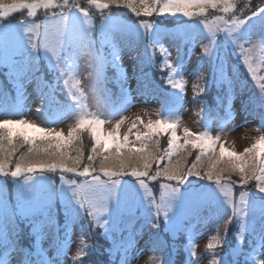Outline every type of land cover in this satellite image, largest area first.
<instances>
[{
    "label": "snow or ice",
    "instance_id": "6c2138e0",
    "mask_svg": "<svg viewBox=\"0 0 264 264\" xmlns=\"http://www.w3.org/2000/svg\"><path fill=\"white\" fill-rule=\"evenodd\" d=\"M87 4L101 11L111 6L123 7L136 17L146 18L153 14L175 17L178 11L183 17L191 18L194 10H197L196 15L204 16L209 8L222 12L224 15L217 16L211 25L203 22L210 35L197 60L195 74L200 82L194 87L193 100L204 104L197 97L215 86L223 93L218 96V106L224 113L220 119L227 125L235 119L232 101L237 91L243 92L248 87L250 79L259 92L242 105V111L259 117L257 131L262 134L243 152L228 147L227 141L220 135L213 136L207 126L201 132L184 128L183 136L177 135L180 109L185 106L182 70L185 59H191L194 49L182 53L177 47V62L173 64L171 52L160 43L159 28L165 21L141 20L129 25L112 14L103 17L102 45L108 44L113 49L112 60H109L102 48L95 49L94 26L84 27L90 14L81 7L80 0H0V19L24 10L27 17L34 18L40 9L47 10L41 22L21 19L15 26L0 23V66L8 69L6 75L35 77L40 94L44 96L42 88H51V85H46L42 75L37 74L42 72L41 59H45L47 69L59 74L57 80L69 77L64 84L71 85V100L80 113L66 135L55 127L40 126L24 118L0 119V178L11 177L19 185L12 199H0V249H3L0 264H11L14 255L16 264H68L75 224H80V242L70 257L71 264H94L91 260L86 262L85 257H91L100 245L89 243V240L101 238L111 242L106 249L109 264H133L145 255H149L147 264H176L173 255L176 249L173 247L166 254L168 246L161 233L187 236L188 242L183 245L187 258L181 264H199L205 258L209 264H264V75L258 74L251 58L257 47L264 51V0L255 7L251 6L252 0H246V15L237 14V0H164L162 7L160 0H87ZM140 29L145 30L153 49L159 45L164 57L162 67L168 69L162 78L173 89L170 93L173 107L166 117L155 121L145 123L138 117L128 134L121 136L119 129L126 118L118 120L112 130L105 131L103 126L110 121L87 112L82 101L81 81L76 75L77 61L84 50L89 49L90 68L95 70L98 62L102 70L111 63L119 74L122 58L117 50L118 41L143 35ZM171 35L184 40L186 34ZM242 66L248 79L241 75ZM121 91L127 99L128 90L122 87ZM22 101L23 86L19 85L17 99L5 114L18 115L23 109ZM249 103L253 105L251 110ZM247 122L245 119L244 123ZM138 124L143 125V131L137 130L134 140H130ZM84 133L90 135L92 141L86 158L76 146ZM161 136H167L166 148L161 147ZM21 148L26 150L21 152ZM194 151L197 154L189 165L188 158ZM57 171L60 186L42 189L47 180L45 173ZM37 173L39 175H35ZM66 174L79 179L66 180ZM233 174L239 176V184L245 189L255 181L259 195L250 197L245 190L237 199L231 190L237 183L231 178ZM158 179L168 182L161 183L159 198L149 185ZM171 182H175L174 185ZM57 200L59 208L54 206ZM257 208L258 229L254 220ZM61 214L63 224L58 219ZM210 220L216 221L217 229L207 244L209 254L197 257L196 235L201 225ZM20 222L30 227L28 246L20 243ZM233 223L236 244L229 246L227 253L219 254L216 249L227 244V234ZM45 229L54 235L51 256L41 247ZM145 229L148 239L141 247L136 237L143 235ZM246 241L247 249L244 248Z\"/></svg>",
    "mask_w": 264,
    "mask_h": 264
},
{
    "label": "rangeland",
    "instance_id": "374dc122",
    "mask_svg": "<svg viewBox=\"0 0 264 264\" xmlns=\"http://www.w3.org/2000/svg\"><path fill=\"white\" fill-rule=\"evenodd\" d=\"M8 2V0H5ZM81 7L87 9L90 14V19L84 27L87 28L90 25H93L95 31L93 32L92 36L95 41V49L100 50L103 49V52L108 56L109 60H112V55L110 54L109 45L103 44L102 45V38L104 33L101 32V25L103 17H106L110 14L114 15L117 20L127 23L129 25L138 24L141 20H147L151 23H158L160 21H165L164 23L160 24L159 32L162 34L160 37V43H162L166 48L169 49L171 52L170 60L173 64L177 62V47H179L183 52H186L188 49H194L191 52V59L185 63V66L182 70V79L185 82V93H184V102L185 106L180 111V126L177 129V135L182 137L183 136V129L188 128L193 132H201L205 130V120H208V112L209 111H218L221 113V108L218 106V96H222L223 93L220 92L215 86L209 88L205 93L201 96L197 97L198 100H202L204 104L195 103L193 100L194 97V87L200 82L195 74L198 70L197 60L202 55V48L205 43H208L206 37L210 35L208 29L203 27V22H207L210 25L215 20L217 16L224 15L222 12H206L204 16L196 15L194 10V15L191 18L183 17L181 12H177L176 16L173 17L169 14H166V17H161L156 14H153L152 17H136L132 14L128 9L125 8H114L111 6L109 9L102 10V11L95 8V6L90 7L87 4V0H80ZM164 0H160V5L163 6ZM262 0H252V7H255L257 4L261 3ZM211 10V8H209ZM47 10L40 9L38 14L34 18L27 17L26 10L17 12L12 14L10 18L7 19H0V23L3 24H11L15 26V22L21 19L24 20H35L36 22H40L41 20L45 19V14ZM55 11H59L56 9ZM236 11L237 14H248V10L246 7V0H237L236 4ZM98 15V16H97ZM83 19V17H82ZM108 31V29H105ZM140 32L143 34L139 37L132 36L135 39H138V48L141 52V59L144 62H147L149 66L158 69V63L163 60V55L159 50L158 45L155 49H153L152 41L149 40L148 35L144 34L145 30L140 29ZM175 33H183L186 34L184 40L181 39H174L171 34ZM258 39V37H256ZM126 39H122L118 41V51L119 55L121 56V69L123 72V79L120 81L121 77H118L119 74L117 73V69L112 66L111 63L107 64L102 70L99 68L98 62L95 65V70L88 66V51L89 49H85L84 53L80 56L79 60L77 61L76 67V75L81 81L80 88L83 91L82 101L87 106V112L97 116L99 118L105 119L106 121H110L109 123H105L104 130L109 131L114 128L115 123L120 120L121 118H126L125 122L121 125L119 129V133L121 136L128 134L129 128L133 121H136L139 117L145 123L148 120H158L161 118L166 117L168 114L164 113L166 107L173 106V98L171 97V92H164L166 95L165 100H153L149 98V95L143 92L142 96L136 95L132 99V101L128 104L129 108L119 117H112L111 115L115 114L112 111L114 108L111 104L107 102V99L103 96V90L100 89L101 81H107L108 84L112 86L119 85L128 91L134 88V92L137 94L140 89V78H139V70H145L144 67L140 65L141 60L137 59L136 55L133 53V49L124 45V41ZM196 40L199 41L197 43H192L191 41ZM187 41V42H185ZM246 47H249L246 45ZM43 55V54H41ZM151 58V62H150ZM251 58L254 60L255 66L258 68V74L264 75V51L257 47L254 53H252ZM157 59V62L154 60ZM232 62L234 63L235 58L232 57ZM45 60V59H41ZM46 61V60H45ZM150 63V64H149ZM8 69L6 67L0 66V79L2 81L3 89L2 91L6 94H9L10 90V78L11 76L6 75ZM163 72L161 73L160 78L163 76ZM92 73V75H89ZM168 73L165 70L164 75L166 76ZM243 76L248 79V75L246 70L242 72ZM38 75H42V79H47V73H38ZM59 74L57 73V76ZM207 71H205V78H207ZM147 76H151V74H147ZM65 78L69 79L68 76ZM177 79H181V77H177ZM248 82L251 83V88L253 90L248 91L244 90L243 92L238 91L237 96L234 99L232 104V108L236 114V119L234 122L229 123L228 125L221 127L219 123L216 121H212V126L209 127L211 130V134L213 136L220 135L224 140L227 141V146L231 149L235 150L236 152H243V150L247 147H250L252 143L262 134L261 132L257 131L259 126V118L248 117L246 116L245 112L242 111V105L249 102V98L255 93L258 94L259 88L258 86H253L255 82L248 79ZM22 83V80H21ZM164 83V81L162 82ZM23 86V109L18 115H6V106H10L8 102L4 100V97H0V119L10 118V119H27L31 122H34L40 126H52L55 127L58 131H63L65 135L70 130L76 120L79 117L80 113H60L56 117H51L48 115V107L51 104L50 99L46 98L45 96H41L40 89H38V85L35 82L25 81L22 84ZM71 86V85H70ZM71 89V88H70ZM50 96L52 94H59V91L55 92V88L51 87L49 89ZM43 101V102H42ZM250 104V103H249ZM40 108L41 111H37ZM204 109V110H202ZM247 119V123L245 124L244 121ZM143 131V125L137 126V129L132 130V135H130V140H134V133L137 131ZM86 140V141H85ZM163 141V142H162ZM88 142V143H85ZM161 147H167V136L160 137ZM182 142V141H181ZM84 145H88V149H91L92 141L90 135L87 133L82 134L81 140L76 145L81 150ZM86 148V147H85ZM25 148H21L20 151H25ZM91 151V150H90ZM197 153L194 151L192 155L188 158L189 165L195 159V155ZM87 156H85L86 158ZM193 157V158H192ZM153 169H155V165H153ZM35 175H39L38 173ZM47 180L45 184L42 186V189L46 190L50 188L52 185L56 187L60 186V173L57 171L55 173H45ZM238 176V175H236ZM65 179H79L78 177H73L71 174H66ZM6 180V182H5ZM232 180H234L232 178ZM161 183H168L167 181H163L162 179H158L154 182H149L150 187L152 188L153 193L156 195L158 190L162 191L160 188ZM173 185L175 182H171ZM199 183H207V181H200ZM249 185V184H248ZM213 187H215L213 185ZM232 193L238 199L239 195L242 191L247 190L249 196L255 195L254 192L250 187L247 189L238 186L235 184L231 188ZM19 191V185L12 180L11 177L8 178H0V199H12V197ZM259 195V194H258ZM223 199V197H221ZM14 202V201H13ZM54 206L56 208L60 207V202L57 200L54 202ZM230 212V209H227ZM59 223H64V216L61 214L59 216ZM162 220V217H161ZM254 220L256 225L258 226L260 223V215L259 209H256ZM143 223V221H140ZM259 228V227H258ZM217 223L215 220L210 221L207 224L201 225L197 235H196V253L197 257H205L209 253H207V244L211 241V238L216 234ZM20 234H22V228L18 229ZM45 231V237L43 238L41 244L43 245L42 248L46 250V252L50 255L54 254V249L52 248V243L54 240V235L50 233L47 229ZM95 231H102L100 229H96ZM221 233L223 232V227H220ZM235 231V223L230 226L228 234H227V244L222 245L223 253H227L229 251V246L235 245L236 241L233 236V232ZM162 239L167 242L168 244L175 243L178 247H175L176 251L174 253V259L176 264H178L183 259L182 253V242L184 240V233H181L178 236H173L172 233H161ZM247 236V233H246ZM60 237H63V232L60 233ZM117 239H120V235L117 234ZM148 239L147 229L143 235L138 236V245L143 247L145 241ZM22 239H20V242ZM80 242V224H75L73 226V233L71 237V250L69 252L68 264H71L70 257L75 253L77 245ZM89 243H98L100 248L98 251L92 253L91 257H85V261H93L94 264H109V256L106 251L108 247H110L111 242L98 239V240H89ZM174 247V246H173ZM172 247V248H173ZM244 248H248V242L246 241L244 244ZM220 248H217L218 251ZM17 260V257L14 255L11 264H14ZM149 260V255H145L138 261H133V264H147ZM241 261L243 262V257H241ZM199 264H209L208 259H202Z\"/></svg>",
    "mask_w": 264,
    "mask_h": 264
},
{
    "label": "trees",
    "instance_id": "16d2710c",
    "mask_svg": "<svg viewBox=\"0 0 264 264\" xmlns=\"http://www.w3.org/2000/svg\"><path fill=\"white\" fill-rule=\"evenodd\" d=\"M114 8H117V7H115V6H113ZM120 8H122V7H120ZM118 9V8H117ZM209 11H212V12H216V10H214V9H211V10H207V12H209ZM242 68H243V66L241 67V75L243 76V74H242V72H244L243 70H242ZM53 76V75H52ZM243 77H245V76H243ZM52 78V77H51ZM53 79V78H52ZM86 141V140H85ZM163 142V141H162ZM85 143H88V142H85ZM86 147V148H85ZM163 148H166L165 146L163 147ZM91 150V149H90ZM90 150L88 149V145H84V147L82 148V151H83V153H84V156H87L89 153H90ZM193 158V157H192ZM231 178H233L234 180L233 181H236L237 183H236V185L238 186V188H241V186H240V184H239V176H236L235 174H233L232 175V177ZM247 187H250L252 190H253V192H256V193H258L257 191H256V188H255V181H252V182H250L249 183V185L247 186ZM29 234V233H28ZM27 242H29V243H31V237L28 239V241Z\"/></svg>",
    "mask_w": 264,
    "mask_h": 264
}]
</instances>
